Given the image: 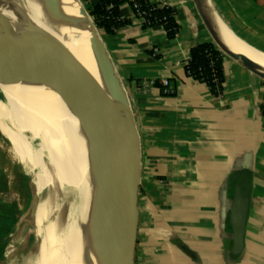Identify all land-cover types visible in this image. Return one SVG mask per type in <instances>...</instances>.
Instances as JSON below:
<instances>
[{"label": "crops", "instance_id": "0c3cea01", "mask_svg": "<svg viewBox=\"0 0 264 264\" xmlns=\"http://www.w3.org/2000/svg\"><path fill=\"white\" fill-rule=\"evenodd\" d=\"M148 1L171 11L173 38L162 25L143 26L123 1V25L105 40L139 148L130 264H264V79L222 55V88L213 95L184 70L191 50L212 42L192 0ZM208 1L237 37L264 50L251 24L253 11L264 16V0ZM236 187L248 200L239 253L229 223ZM1 243L3 264L8 244Z\"/></svg>", "mask_w": 264, "mask_h": 264}, {"label": "bare ground", "instance_id": "6f19581e", "mask_svg": "<svg viewBox=\"0 0 264 264\" xmlns=\"http://www.w3.org/2000/svg\"><path fill=\"white\" fill-rule=\"evenodd\" d=\"M11 1L37 24L40 36L71 66L80 59L77 79L91 91L111 123L128 133L126 95L96 31L91 28L86 34L71 25L62 0ZM209 13L223 42L264 71V54L237 37L215 12ZM83 41L87 45L81 56ZM55 110L31 64L0 58V135L7 142L15 169L25 175L36 172L37 178L33 209L28 214L35 228L28 239L31 245L26 241L8 245L4 264H90L103 236L101 231L87 227L96 215L97 199L89 193L72 150V138L62 125L61 113ZM26 227L24 221L16 226L13 242L22 238Z\"/></svg>", "mask_w": 264, "mask_h": 264}, {"label": "water", "instance_id": "95a60500", "mask_svg": "<svg viewBox=\"0 0 264 264\" xmlns=\"http://www.w3.org/2000/svg\"><path fill=\"white\" fill-rule=\"evenodd\" d=\"M62 1L69 23L90 34L93 26L80 1ZM192 2L218 50L264 79V71L245 55L230 49L220 38L209 13L213 10L207 8L203 0ZM86 45L87 42L83 41L81 56ZM0 58L24 61L34 67L48 101L55 111L61 113L62 125L72 138V150L82 168L83 180L89 193L97 199L96 215L89 220L87 227L103 233L90 264H130L140 172L139 148L130 108L128 113L125 111V116L131 134L121 125L111 123L91 91L79 82L75 72L80 59L71 66L59 50L40 36L37 24L32 23L11 0H0ZM247 207V198L236 187L229 208L233 253H239L243 247Z\"/></svg>", "mask_w": 264, "mask_h": 264}, {"label": "rangeland", "instance_id": "374dc122", "mask_svg": "<svg viewBox=\"0 0 264 264\" xmlns=\"http://www.w3.org/2000/svg\"><path fill=\"white\" fill-rule=\"evenodd\" d=\"M79 1L83 6V9L87 15L89 22L91 23V25L93 26V28L95 29L98 35L99 42L101 44V47L105 55L107 56L109 62L112 65V68L114 69L115 67L110 58V54L107 49L106 41H105L108 34L105 33L104 29L101 27V24L97 22L95 16L92 14V5L90 1L89 0H79ZM203 1L205 2L207 8L211 9L209 1L208 0H203ZM252 16L253 18L251 20L252 22L251 24L253 26L254 33L256 35H261L262 37H264L263 13L260 11L259 12L253 11ZM262 44L264 46V42ZM116 76L118 77L119 80H121V78L117 74ZM120 84L121 86H123L122 88L125 89L122 80L120 81ZM126 98H127L126 111L128 113V108H130V104H129L130 99L127 96ZM128 132L129 134H131L130 125H128ZM36 181H37L36 172H33V174L31 175H25L22 173L21 170L15 169V167L10 161V157L7 152V142L0 135V241H2V243L6 242L8 245L18 246L22 242L26 241V244L31 245L28 239L30 240L31 236L35 233V228L33 226L31 227L32 224L30 222L28 214L31 213L33 209L32 202L34 200ZM7 207H11L13 210L12 218L10 217L7 218V213H8V211L6 210ZM70 208H71V204H69L68 211H70ZM22 221L27 223L26 233H24L22 238L17 242H13V241L8 242L10 237L13 238V233L15 232L16 226ZM28 245H24V248H27Z\"/></svg>", "mask_w": 264, "mask_h": 264}, {"label": "trees", "instance_id": "16d2710c", "mask_svg": "<svg viewBox=\"0 0 264 264\" xmlns=\"http://www.w3.org/2000/svg\"><path fill=\"white\" fill-rule=\"evenodd\" d=\"M93 1V0H89ZM123 1L128 0H99V4L92 5V14L97 22L101 24L105 33L110 34L113 30L123 25L120 21L106 19L105 6L109 3L114 5L113 14L118 17V7ZM140 4L143 10H148L151 5L148 0H134ZM153 19L151 26L162 25L167 30L166 35L169 39L176 33V24L172 18L170 10H155L149 14ZM165 18V20H163ZM264 52V50H262ZM187 76L206 84L213 95L219 94L222 88V54L213 45V43H204L196 46L190 52V59L184 65Z\"/></svg>", "mask_w": 264, "mask_h": 264}, {"label": "built area", "instance_id": "2783aa9c", "mask_svg": "<svg viewBox=\"0 0 264 264\" xmlns=\"http://www.w3.org/2000/svg\"><path fill=\"white\" fill-rule=\"evenodd\" d=\"M128 2L131 5L132 11L135 15V17L137 19H139L142 23L143 26L145 27H150L151 26V22L153 21V19L150 18L149 14L155 10H168L166 8H162V7H157V6H152L150 7L148 10H143L142 7L140 6L139 3L134 2V0H128ZM90 3H92L93 5L99 4V0H93L90 1ZM113 9H114V5L109 3L105 6V16L106 19H112L113 21H120L119 17L115 16L113 14ZM165 20V18L163 19ZM165 32H167V30H165ZM149 84H153L152 81H150ZM161 89H162V93L165 95H170L172 93V89L169 87V81H164L161 83Z\"/></svg>", "mask_w": 264, "mask_h": 264}]
</instances>
